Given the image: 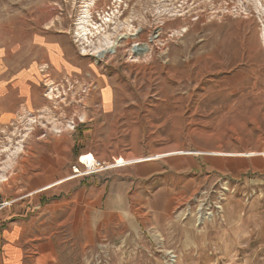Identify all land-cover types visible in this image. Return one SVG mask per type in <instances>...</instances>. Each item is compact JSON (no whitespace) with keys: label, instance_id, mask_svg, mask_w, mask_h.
<instances>
[{"label":"rangeland","instance_id":"374dc122","mask_svg":"<svg viewBox=\"0 0 264 264\" xmlns=\"http://www.w3.org/2000/svg\"><path fill=\"white\" fill-rule=\"evenodd\" d=\"M0 63L34 73L60 152H93L79 202L33 208L62 264H264V0H0ZM26 112L0 165L36 147ZM2 191L0 215L21 194Z\"/></svg>","mask_w":264,"mask_h":264},{"label":"crops","instance_id":"0c3cea01","mask_svg":"<svg viewBox=\"0 0 264 264\" xmlns=\"http://www.w3.org/2000/svg\"><path fill=\"white\" fill-rule=\"evenodd\" d=\"M33 77H35L34 73L28 70L23 72L20 70L19 73L17 71L13 74L0 68V125L4 127L7 124H12L21 118L24 114H22L23 111H27L26 113L35 120L33 122V124L35 123L34 131L29 135L36 140V147L31 144L25 150L24 156L20 148H15L14 160H10L8 163L5 161L0 165V172H4V179L7 176V171H12L14 174L13 182L8 186L4 182L3 185L0 184V188L13 187L16 192L21 194L23 191L25 192L24 195L20 194L18 199L14 196V200L18 201L15 202L13 209L0 215V264H62L59 257L55 255L56 250L52 240L43 243V239L47 236L42 232V226L37 223L42 217H53L48 213L50 207L47 206L48 203L56 201V199L54 201L49 199L54 198L56 194L63 192L66 199L72 198L79 202L80 194H85V192L83 190L78 193L72 192L69 189L72 186L68 187L67 184L83 177L82 173L74 175L72 171L73 167L76 169L81 167L80 156L85 151L89 154L93 153L87 143L84 144L80 154L74 155V141L71 144L68 138L67 149L59 151V147L53 142L54 139L50 137V133L53 132L48 130H51L52 125L58 127L55 121L60 122V119L55 120V114L50 110L48 104L47 99L49 98L39 90L38 82L31 79ZM79 117L86 118L84 114H79ZM44 125L48 130L43 128ZM57 140L60 141L63 138H57ZM56 154L58 158L55 159ZM84 159H82L83 163ZM126 161L121 160L116 163L122 166L126 164ZM143 162L142 159L141 163ZM67 165L69 167L67 171L70 174H64L55 180V174L60 173ZM65 186L68 187V190L65 189ZM2 189L0 197L5 198V192ZM109 189V194L113 197L123 194L122 188L117 183L111 184ZM42 200L48 202L45 207L47 211L35 213L34 206L40 204Z\"/></svg>","mask_w":264,"mask_h":264},{"label":"bare ground","instance_id":"6f19581e","mask_svg":"<svg viewBox=\"0 0 264 264\" xmlns=\"http://www.w3.org/2000/svg\"><path fill=\"white\" fill-rule=\"evenodd\" d=\"M84 14V13H83ZM85 16V15H84ZM84 31V28L83 27H81V31H80V33L79 34H81L82 32ZM82 35V34H81ZM108 39V38H107ZM109 44V43H108ZM113 47V46H112ZM112 47H109L108 49H113L112 51L110 50V52L111 53H113L114 52V48H112ZM135 51H138L139 53H145V52H147L148 51V49L147 48H136V49H134ZM103 51H106V50H103ZM103 51H101V53L103 52ZM103 54H100V56H102ZM94 162H95V160H94V158L92 157V156H87V157H85V161H84V164H89L90 165V169H93V164H94ZM110 166H108V168H109ZM108 168H106V169H108ZM102 170H104V169H100V171H102Z\"/></svg>","mask_w":264,"mask_h":264},{"label":"built area","instance_id":"2783aa9c","mask_svg":"<svg viewBox=\"0 0 264 264\" xmlns=\"http://www.w3.org/2000/svg\"><path fill=\"white\" fill-rule=\"evenodd\" d=\"M81 163H82V161H81ZM83 164V163H82ZM117 164V163H116ZM83 166L85 167V169H86V172L84 173V174H86V173H89V174H94V173H100V172H103V171H100V169H106V168H108V166L109 165H106V164H104V163H101V162H97V161H95L94 162V164H93V169H90L91 167H90V165L89 164H83ZM114 166V165H113ZM112 166V167H113ZM107 170V169H106ZM106 170H104V171H106Z\"/></svg>","mask_w":264,"mask_h":264},{"label":"water","instance_id":"95a60500","mask_svg":"<svg viewBox=\"0 0 264 264\" xmlns=\"http://www.w3.org/2000/svg\"><path fill=\"white\" fill-rule=\"evenodd\" d=\"M134 49H136V48H134ZM102 54L104 55V54H106V52H103Z\"/></svg>","mask_w":264,"mask_h":264}]
</instances>
